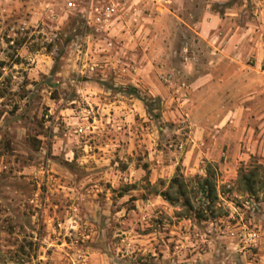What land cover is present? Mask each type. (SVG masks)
<instances>
[{
    "label": "rangeland",
    "instance_id": "374dc122",
    "mask_svg": "<svg viewBox=\"0 0 264 264\" xmlns=\"http://www.w3.org/2000/svg\"><path fill=\"white\" fill-rule=\"evenodd\" d=\"M89 1L0 0V264H264V178H239L264 168V0H114L108 28ZM231 59L258 95L226 134L192 83Z\"/></svg>",
    "mask_w": 264,
    "mask_h": 264
},
{
    "label": "crops",
    "instance_id": "0c3cea01",
    "mask_svg": "<svg viewBox=\"0 0 264 264\" xmlns=\"http://www.w3.org/2000/svg\"><path fill=\"white\" fill-rule=\"evenodd\" d=\"M203 25L205 29L206 27L208 28L205 33L209 36V22H205ZM236 37V34H234L231 38L233 40L232 43H237ZM233 48L238 50L239 46L234 44ZM225 49L226 48L220 49V47L217 49L218 57L224 56ZM262 55V52H257L255 56V66L249 67L250 73L251 71H257V68H259V71L264 72L261 67ZM231 60L234 61L230 64L234 70V74L231 78L232 80L226 81L224 79L225 77L222 78L220 76L221 69H223L224 65L222 63H217V68L216 66L212 69L207 68V71L192 83L194 89L200 90L197 92L201 93L204 103H212L214 101L218 103L217 110L213 112H216V120L218 119L219 121H216L217 123L214 124H218V127H220L222 132H225L226 134L231 132L233 127L238 128V133H243L244 130H246L247 126L244 125L242 128L239 119L245 111L249 110V108L246 107L247 104L254 101L258 95V86L256 82L245 80L248 78V74L246 73L248 70H245L243 73L239 68L242 66V62H238V67L237 64H233L237 63L235 62L236 60Z\"/></svg>",
    "mask_w": 264,
    "mask_h": 264
},
{
    "label": "built area",
    "instance_id": "2783aa9c",
    "mask_svg": "<svg viewBox=\"0 0 264 264\" xmlns=\"http://www.w3.org/2000/svg\"><path fill=\"white\" fill-rule=\"evenodd\" d=\"M75 0H67V7H75ZM82 17L100 28H108L112 18L116 14V3L114 0H90L87 8L82 9ZM245 247L255 248L259 242V235L255 231L245 232L242 236Z\"/></svg>",
    "mask_w": 264,
    "mask_h": 264
},
{
    "label": "trees",
    "instance_id": "16d2710c",
    "mask_svg": "<svg viewBox=\"0 0 264 264\" xmlns=\"http://www.w3.org/2000/svg\"><path fill=\"white\" fill-rule=\"evenodd\" d=\"M209 178H213V174L212 172H210V170H207L206 176L204 177L200 185V193L206 201H211L212 198L215 197V189ZM239 178H241V180H243L246 185L251 186L253 184V181L249 178H264V168L259 166H249L248 168L244 169L243 172L241 171L239 173ZM174 181L176 180H173V183ZM178 190H180V195H185V192H183L182 190V186H180ZM161 196L166 201L172 202V199L168 192L162 193Z\"/></svg>",
    "mask_w": 264,
    "mask_h": 264
}]
</instances>
